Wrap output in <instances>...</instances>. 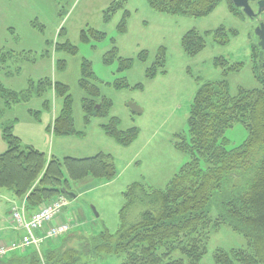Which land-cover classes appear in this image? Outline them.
Returning <instances> with one entry per match:
<instances>
[{
	"label": "rangeland",
	"instance_id": "obj_1",
	"mask_svg": "<svg viewBox=\"0 0 264 264\" xmlns=\"http://www.w3.org/2000/svg\"><path fill=\"white\" fill-rule=\"evenodd\" d=\"M114 1L0 0V107L6 103L1 87L22 91L31 83L38 88L45 79L60 82L72 95L77 131L71 135L54 132L53 123L65 97L55 91V84L53 88L48 84L41 94L36 91L28 100L12 103L2 115L0 152L8 148L4 124L12 122L13 133L21 144L44 151L48 158H83L101 151L110 154L117 170L115 178L87 177L72 182L76 196H67L69 203L63 209L67 219L73 220L71 231H82L87 236L119 229L125 193L132 184L165 189L190 160V153L178 142L180 137L190 138L191 103L202 83L225 78L224 59L229 64L245 63L242 70L226 77L233 94L240 86H260L250 55V44L256 41L255 23L240 21L230 12L227 0L201 17L159 12L148 0H127L107 19L106 12ZM124 18L126 29L121 30ZM221 26L237 33L232 34L228 44H219L213 34H207L201 52L192 56L185 51L182 39L188 31L213 32ZM162 49L164 67L156 65ZM216 59L223 62L217 64ZM85 61L90 62L97 77L100 97L94 98L95 103L103 108L102 99L111 103L107 116L90 117L88 121L83 107V98L88 94L80 84ZM152 68L156 73L149 77ZM132 104L139 111L131 109ZM111 116L120 119V129H139L132 143L123 145L106 133L104 124ZM247 135L245 126L236 122L226 131L229 147L239 146ZM23 205L12 191L0 190V232L13 224L11 207ZM132 209L129 220L135 222L140 207ZM211 212L217 215L218 207L213 206ZM79 245L78 241L75 246ZM244 246V237L222 224L211 230L208 251L199 264H216L214 255L219 248ZM31 249L22 250V258L15 263L50 264L42 257L34 263L28 256ZM12 256L8 254L7 258ZM77 264H122V258L88 251Z\"/></svg>",
	"mask_w": 264,
	"mask_h": 264
},
{
	"label": "trees",
	"instance_id": "obj_2",
	"mask_svg": "<svg viewBox=\"0 0 264 264\" xmlns=\"http://www.w3.org/2000/svg\"><path fill=\"white\" fill-rule=\"evenodd\" d=\"M222 1L148 0L156 11L193 17L209 14ZM126 2H112L106 18L110 19ZM125 24L124 18L121 30L126 29ZM207 34H213L219 44H228L232 34L237 33L224 26L213 32L190 30L182 39L185 51L192 56L201 52ZM158 56L156 65L164 67V49ZM216 62L223 61L216 59ZM224 62L225 78L205 81L194 96L189 115L190 138L180 137L178 142L191 158L167 187L132 184L125 193L126 203L120 211L121 224L116 232L105 229L98 235L87 236L82 231H70L65 236L48 239L39 249L32 247L28 256L34 263L42 257L50 264H77L83 252L90 251L116 254L122 258V264H199L208 251L211 230L227 224L244 237L246 246L217 249L215 263L264 264V80L259 87L240 86L233 94L226 77L242 70L245 63L229 64L227 59ZM152 69L148 71L149 77L155 76L156 68ZM96 79L90 62L85 61L80 84L88 94L83 98L87 121L90 117L107 116L111 106L104 99V108L95 103L94 98L100 97ZM48 84L51 88L55 84V91L65 97L53 123L54 132L76 134L68 86L49 79L41 80L38 88L31 83L22 91L1 87L6 103L0 107V118L12 103L28 100L36 91L41 94ZM236 122L245 126L248 135L239 146L229 147L226 131ZM13 127L12 122L3 127L8 148L0 152V190L5 188L21 198L24 205L20 208L24 207L27 216L60 196H69L66 190L76 194L72 182L87 177L112 180L117 174L108 153L48 158L44 151L22 145ZM104 128L123 145L132 143L139 133L137 127L120 129L116 116H111ZM135 206L140 207V217L130 222L129 215ZM213 206L219 209L215 216L211 212ZM15 230L21 235L20 230ZM78 241L82 247L75 246ZM23 253L13 252L12 257L0 261L15 263ZM177 253L179 256H175Z\"/></svg>",
	"mask_w": 264,
	"mask_h": 264
},
{
	"label": "built area",
	"instance_id": "obj_3",
	"mask_svg": "<svg viewBox=\"0 0 264 264\" xmlns=\"http://www.w3.org/2000/svg\"><path fill=\"white\" fill-rule=\"evenodd\" d=\"M68 202L67 196H60L30 216H27L24 207L14 206L12 208L13 221L15 228L21 231V235L17 239L0 244V258L27 248L39 249L48 239L68 233L72 228L69 222H55Z\"/></svg>",
	"mask_w": 264,
	"mask_h": 264
},
{
	"label": "flooded vegetation",
	"instance_id": "obj_4",
	"mask_svg": "<svg viewBox=\"0 0 264 264\" xmlns=\"http://www.w3.org/2000/svg\"><path fill=\"white\" fill-rule=\"evenodd\" d=\"M249 11L244 6L236 5L232 0H227L230 12L238 17L240 21H249L255 23L256 41L253 45L250 44V55L253 63H255V75L259 82L264 80V37L261 38L256 34V29L259 28L264 32V0H246ZM264 36V33H263Z\"/></svg>",
	"mask_w": 264,
	"mask_h": 264
},
{
	"label": "crops",
	"instance_id": "obj_5",
	"mask_svg": "<svg viewBox=\"0 0 264 264\" xmlns=\"http://www.w3.org/2000/svg\"><path fill=\"white\" fill-rule=\"evenodd\" d=\"M10 217H11V214H10ZM67 218H68L67 214L64 211H62V213L56 218L55 222L61 223V222L67 221L72 226H74L73 220L69 221ZM14 225L15 224H14V221H13V224H11L10 226L6 227L5 229L4 228L2 229V231L0 232V244L8 242V241H10L12 239H16V238H18L20 236V232L15 230ZM6 258H7V256H6Z\"/></svg>",
	"mask_w": 264,
	"mask_h": 264
},
{
	"label": "water",
	"instance_id": "obj_6",
	"mask_svg": "<svg viewBox=\"0 0 264 264\" xmlns=\"http://www.w3.org/2000/svg\"><path fill=\"white\" fill-rule=\"evenodd\" d=\"M236 5H238V6H244L245 7V9L247 10V11H249V8H248V3H247V1L246 0H232ZM263 29L260 31L259 30V28L258 29H256V34L257 35H259L261 38H263L264 36H263ZM131 109H133L134 111H139V109H138V107L135 105V104H132L131 105ZM66 193H67V195H69V196H76V194L75 193H73L72 191H69V190H66Z\"/></svg>",
	"mask_w": 264,
	"mask_h": 264
}]
</instances>
